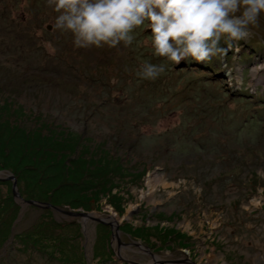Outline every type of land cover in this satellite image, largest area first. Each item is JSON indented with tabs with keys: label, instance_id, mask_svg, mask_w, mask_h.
I'll use <instances>...</instances> for the list:
<instances>
[{
	"label": "rangeland",
	"instance_id": "374dc122",
	"mask_svg": "<svg viewBox=\"0 0 264 264\" xmlns=\"http://www.w3.org/2000/svg\"><path fill=\"white\" fill-rule=\"evenodd\" d=\"M59 14L0 0V264H264V13L178 65L147 25L77 48Z\"/></svg>",
	"mask_w": 264,
	"mask_h": 264
},
{
	"label": "clouds",
	"instance_id": "9594fccd",
	"mask_svg": "<svg viewBox=\"0 0 264 264\" xmlns=\"http://www.w3.org/2000/svg\"><path fill=\"white\" fill-rule=\"evenodd\" d=\"M60 14L55 26L77 48L130 45L135 29L151 28L155 54L178 65L211 61L233 42L246 41L264 13V0H49ZM223 40V44L221 41ZM165 63L145 61L139 76L155 80Z\"/></svg>",
	"mask_w": 264,
	"mask_h": 264
},
{
	"label": "water",
	"instance_id": "95a60500",
	"mask_svg": "<svg viewBox=\"0 0 264 264\" xmlns=\"http://www.w3.org/2000/svg\"><path fill=\"white\" fill-rule=\"evenodd\" d=\"M14 186V185H13ZM13 193H14V195H16V196H18V194H17V192H16V190L13 188ZM18 198H19V196H18ZM27 202H29V201H27ZM31 203V202H30ZM96 221H98V219H96Z\"/></svg>",
	"mask_w": 264,
	"mask_h": 264
},
{
	"label": "trees",
	"instance_id": "16d2710c",
	"mask_svg": "<svg viewBox=\"0 0 264 264\" xmlns=\"http://www.w3.org/2000/svg\"><path fill=\"white\" fill-rule=\"evenodd\" d=\"M22 154H24V152H22ZM19 163H20V161H19ZM26 169H28V166L26 167Z\"/></svg>",
	"mask_w": 264,
	"mask_h": 264
},
{
	"label": "bare ground",
	"instance_id": "6f19581e",
	"mask_svg": "<svg viewBox=\"0 0 264 264\" xmlns=\"http://www.w3.org/2000/svg\"><path fill=\"white\" fill-rule=\"evenodd\" d=\"M117 225H115V228H116Z\"/></svg>",
	"mask_w": 264,
	"mask_h": 264
}]
</instances>
